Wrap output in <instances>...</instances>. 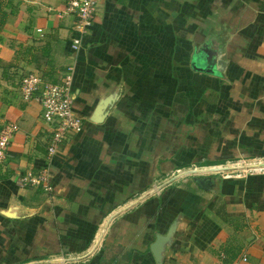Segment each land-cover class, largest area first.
<instances>
[{
    "label": "crops",
    "instance_id": "1",
    "mask_svg": "<svg viewBox=\"0 0 264 264\" xmlns=\"http://www.w3.org/2000/svg\"><path fill=\"white\" fill-rule=\"evenodd\" d=\"M1 1L0 264H264V172L178 173L264 158V0H97L76 51L64 0ZM69 63L83 125L47 158L18 82ZM43 166L49 191L16 184Z\"/></svg>",
    "mask_w": 264,
    "mask_h": 264
},
{
    "label": "built area",
    "instance_id": "2",
    "mask_svg": "<svg viewBox=\"0 0 264 264\" xmlns=\"http://www.w3.org/2000/svg\"><path fill=\"white\" fill-rule=\"evenodd\" d=\"M96 4L97 0H64V11L73 16L69 42L71 51H76L81 44L83 36L92 23ZM72 71L73 65L69 63L55 81L45 80L33 70L25 71L19 78L20 98L26 102L34 98L40 105V119L48 131L44 144L47 158L53 156L69 134L79 132L83 125V116L72 109V100L75 96ZM15 127L12 121H4L0 125V162L6 154ZM246 162L253 165L244 168L243 171L264 172V158L250 159ZM16 184L38 186L44 191H49L48 167L43 166L36 173L20 174L16 178Z\"/></svg>",
    "mask_w": 264,
    "mask_h": 264
},
{
    "label": "water",
    "instance_id": "3",
    "mask_svg": "<svg viewBox=\"0 0 264 264\" xmlns=\"http://www.w3.org/2000/svg\"><path fill=\"white\" fill-rule=\"evenodd\" d=\"M251 166L253 165L252 163H247V164H237V165H233L232 167H241V166ZM230 166L228 165H219V166H208V167H204V168H199V169H196V168H189V169H186V170H183L181 172H178V173H188V172H193V171H196V170H204V171H217V170H223V169H226V168H229ZM176 174L172 175L171 177L167 178L166 180H164L163 182H161V185H163L164 183L168 182L171 180V178L175 177ZM143 196V195H142ZM142 196H139L137 197L136 199L130 201L129 203L117 208V210L111 212L107 218L104 220V222L101 224V227H100V231L98 233V235L96 236L95 240H94V243L92 244V246L90 247V249H92L94 247V245L96 244V242L98 241L99 239V236H100V233L103 231V229L105 228L106 226V223L108 222V220L115 214V213H118L119 211H122L124 210L125 208H127L129 205H131L133 202H135L137 199L141 198ZM168 235V231L165 233V234H155L154 236V240L150 243L149 245V248H150V251L152 252L154 258H157L158 254V250H159V247H160V244L163 240L166 239ZM89 251V250H88ZM82 255H77V256H71V257H58V258H53V259H46V260H40V261H33V262H30V263H26V264H31V263H36V262H50V261H60L62 259H67V258H77V257H80Z\"/></svg>",
    "mask_w": 264,
    "mask_h": 264
},
{
    "label": "rangeland",
    "instance_id": "4",
    "mask_svg": "<svg viewBox=\"0 0 264 264\" xmlns=\"http://www.w3.org/2000/svg\"><path fill=\"white\" fill-rule=\"evenodd\" d=\"M247 161V160H246ZM233 162H236V161H233ZM233 162H230V163H226V164H224V165H228V166H230L229 168H226V169H221V171L224 173V174H234V173H236L235 175H239V174H241L242 172H243V170H244V168H246V167H248V166H241V167H232L233 165H237V164H247V162H243V161H237L236 163H234V164H232ZM221 166V165H220ZM218 172H221L220 170H217ZM101 225V224H100ZM101 227V226H100ZM104 247H106L107 249V256L109 255V254H112L113 252H121L122 251V249H123V246L120 244V243H117L115 246H113V247H108V246H104ZM121 253H123V252H121ZM126 253L124 254H122L121 256H120V259H122V260H124L125 258H126ZM122 260H120V261H122Z\"/></svg>",
    "mask_w": 264,
    "mask_h": 264
},
{
    "label": "trees",
    "instance_id": "5",
    "mask_svg": "<svg viewBox=\"0 0 264 264\" xmlns=\"http://www.w3.org/2000/svg\"><path fill=\"white\" fill-rule=\"evenodd\" d=\"M1 5H2V1L0 0V26H1V24H2V22H3V19H4V16H5V12H4V10L1 9ZM45 80H46V79H45ZM55 80H56V78H52V79H49L48 81H55ZM37 187H38V186H37ZM95 229H96V226L94 225L93 228L91 229V232H90V234H89V237H88V239L86 240L85 243L88 244V243L91 241V238H92V236H93V233H94ZM126 255H127V256H126V260H125L124 262H122V263H118V264H125V263H126L128 257H129V252H127ZM99 263H100V264H108L107 262H104V261L102 260V258H101V260L99 259Z\"/></svg>",
    "mask_w": 264,
    "mask_h": 264
}]
</instances>
